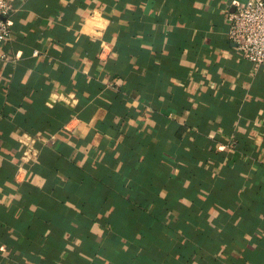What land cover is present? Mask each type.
Masks as SVG:
<instances>
[{
	"label": "crops",
	"instance_id": "1",
	"mask_svg": "<svg viewBox=\"0 0 264 264\" xmlns=\"http://www.w3.org/2000/svg\"><path fill=\"white\" fill-rule=\"evenodd\" d=\"M245 1L15 0L0 264H264V65L226 35Z\"/></svg>",
	"mask_w": 264,
	"mask_h": 264
},
{
	"label": "built area",
	"instance_id": "2",
	"mask_svg": "<svg viewBox=\"0 0 264 264\" xmlns=\"http://www.w3.org/2000/svg\"><path fill=\"white\" fill-rule=\"evenodd\" d=\"M15 0H0V43L11 35V15L15 10ZM227 38L235 45L240 58L250 61L257 66L264 65V0H246L243 4L235 5L227 13ZM104 28V27H103ZM101 28V29H103ZM109 46L101 42L97 56L107 58ZM37 53L36 50L33 52ZM22 162H30L36 155L32 139H23ZM230 147L237 148L234 142ZM24 169L18 167L15 178L18 179Z\"/></svg>",
	"mask_w": 264,
	"mask_h": 264
},
{
	"label": "trees",
	"instance_id": "3",
	"mask_svg": "<svg viewBox=\"0 0 264 264\" xmlns=\"http://www.w3.org/2000/svg\"><path fill=\"white\" fill-rule=\"evenodd\" d=\"M203 205H205V204H203Z\"/></svg>",
	"mask_w": 264,
	"mask_h": 264
}]
</instances>
